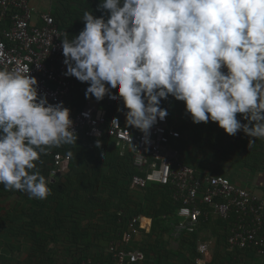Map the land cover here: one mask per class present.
I'll return each mask as SVG.
<instances>
[{"label":"clouds","instance_id":"1","mask_svg":"<svg viewBox=\"0 0 264 264\" xmlns=\"http://www.w3.org/2000/svg\"><path fill=\"white\" fill-rule=\"evenodd\" d=\"M96 11L61 40L63 75L88 84L86 99L119 98L145 141L169 96L194 124L243 132L248 146L264 139V0H99ZM28 72L0 69V185L43 200L51 189L36 162L77 136L70 110L38 95Z\"/></svg>","mask_w":264,"mask_h":264},{"label":"built area","instance_id":"2","mask_svg":"<svg viewBox=\"0 0 264 264\" xmlns=\"http://www.w3.org/2000/svg\"><path fill=\"white\" fill-rule=\"evenodd\" d=\"M69 35L59 27L52 13L38 11L30 0H0V69L29 71L28 75L37 80L38 95L44 94L52 104L62 101L70 110L76 136L105 137L112 140L120 154L130 153L132 166L140 172L130 178V188H144L151 183L170 185L173 199L180 202L176 222L172 224L175 238L189 237L202 225L214 221L228 252H250L264 257V196L237 185L227 175L198 170L185 163L176 145L181 137L180 130L174 127L178 112L168 113L163 121H157L145 141L140 130L126 125L127 109L119 98L105 96L100 102L94 97L79 100L88 84L63 75L66 67L62 63L61 40L71 39ZM114 117L118 125L112 120ZM50 150L49 176H60L68 170L72 157L62 150V145ZM150 226L148 216L128 218L117 237L109 242L103 260L87 258L79 264L144 262L146 252L133 243H138ZM216 241L214 234L195 240V264L208 263V252Z\"/></svg>","mask_w":264,"mask_h":264},{"label":"trees","instance_id":"3","mask_svg":"<svg viewBox=\"0 0 264 264\" xmlns=\"http://www.w3.org/2000/svg\"><path fill=\"white\" fill-rule=\"evenodd\" d=\"M112 91L116 92L115 89ZM83 98H85L84 95L78 97L79 100ZM169 99H171L170 96ZM161 105L167 109L169 115L172 112H178L179 118L174 122V127L182 133L176 143L181 152V146L188 140L189 134L193 138H199L193 133L197 130V124L192 123L190 115L185 111L184 103L175 100L174 105L170 106L166 100H162ZM183 135L186 136L183 137ZM234 139L232 151L244 152L247 156L245 159L249 161L254 155L253 151L258 149L259 159L264 160V152L260 148L262 139H256L254 144L248 146L249 139L254 138L240 131ZM97 141H99V147H97ZM82 143L85 144L84 149L81 147ZM69 145L72 146L62 145V150L69 152L72 159L68 170L60 176H49L50 149L41 156L42 162L36 163L40 173L49 181L48 187L51 189L50 195L43 199V204L46 207V202L53 201L48 214L54 217L55 228L65 236L68 235L65 242H68V250L72 252L71 264H79L87 258L103 260L104 251L109 242L117 237L116 234L123 229L125 221L134 216L145 215L151 218V229L146 236L172 233V224L176 222L175 212L180 202L173 199V188L170 185L151 183L144 188H138L144 191V197L142 200L136 199L130 191L135 190L130 188V178L140 172L132 166L130 153L126 157L119 156L117 150L105 141L86 136H77L75 144ZM57 148L60 146L55 147L56 150ZM214 154V157L220 159L219 162L223 165L222 155L230 157L233 155L227 154L223 149H216ZM247 165L250 167L249 164ZM223 167L221 166L222 170ZM213 172L216 171L213 170ZM1 188L2 195L24 193L17 190H5L3 185ZM45 207H40L41 213H44ZM35 210L37 211L35 214L38 213V210ZM18 220L19 217H16V224ZM84 222L88 225L85 226ZM94 224L98 225L94 226ZM21 225L20 222L19 226ZM37 235L39 237L35 243L45 239L46 236L44 233ZM133 245L138 246V243ZM34 247L32 256L36 258L37 253L42 252L39 251V247L35 245ZM140 248L145 251L142 246ZM196 257L195 253L194 264Z\"/></svg>","mask_w":264,"mask_h":264},{"label":"rangeland","instance_id":"4","mask_svg":"<svg viewBox=\"0 0 264 264\" xmlns=\"http://www.w3.org/2000/svg\"><path fill=\"white\" fill-rule=\"evenodd\" d=\"M30 2L38 11H46L49 9L50 3L56 5L57 3H60L61 0H30ZM74 6L78 7L79 5L74 4ZM57 8L59 9V7ZM77 9H80V6ZM166 101L169 105H174L175 102H173V100H170L169 98ZM239 117L240 114H237V119H239ZM196 128L197 130L193 131V133H195V135L199 138H193L192 135L189 134L188 140L184 141V145L181 146V153L184 157L185 163L189 165L193 164L192 166H194L195 168H199L200 170L210 171V168H213L218 173H222L221 166H224L223 171L228 175V172H226V170L224 169H230L229 171H231L234 168V157L229 160L227 164L224 163L223 165L222 163L218 162L220 159L214 157V153H216V149H223L227 152V154H235V156L238 155L239 153L232 151V149L234 148L233 141L235 140V136L227 135L223 129L219 128L215 122L211 121H209L208 123H199L196 125ZM67 145L68 147L72 146L69 144ZM82 145L83 146L81 147L82 149H84L85 144L82 143ZM218 153L221 154L222 152ZM188 162H190L191 164ZM259 179L262 181V184H264V176H261V178ZM250 189L264 196V189L256 187H251ZM1 191L2 190L0 189V200L4 201L0 202V207H3L4 209H8L10 204V200L6 199H14L15 201L17 200L19 204H21L22 201L27 202L25 206L29 205L31 209L35 206V204L36 206L39 205L37 203L38 199L31 198L27 193H24L20 196L9 195L10 198H7L8 196H3V191ZM130 191L133 193L136 199H143L144 191H142V189ZM52 202L53 201L46 202L47 208L45 209V212L42 215V217H45L47 222L41 224V226L38 227L40 228L45 226L47 228L42 231L44 234H46L45 239L46 244H48V246L44 245L46 251L44 253H37V257L35 258V256H32V253H28V243L25 240L24 242L27 243L25 244V249L27 250L24 252V254L10 253V251L8 250V242L6 240L7 235L4 234L3 231H0V264L72 263V252L68 250V242H65L67 241L66 239L68 235L65 236L64 233H61L60 231L55 232L54 220L52 219L51 215L48 214V211L52 206ZM19 206L23 207L22 205ZM2 212H4V210H2ZM84 224L85 226L88 225L87 222H84ZM97 225L98 224H94V226ZM149 232H143L138 241V244H140V246L145 249L146 253H148L147 259L140 264H194L195 240H197L198 238H208L211 233L210 229L208 228V225H205L204 227L200 228L197 233L195 232L187 238H175L172 233L161 236H146V233L148 234ZM13 241L15 240L10 238V242L13 243ZM31 250L32 248L29 249V251ZM32 251H35L34 247ZM237 254L239 257H241L240 264H264V258H250L247 256V253L243 252H238ZM216 260H218L219 264H237L234 262L232 256L226 259L219 257Z\"/></svg>","mask_w":264,"mask_h":264},{"label":"crops","instance_id":"5","mask_svg":"<svg viewBox=\"0 0 264 264\" xmlns=\"http://www.w3.org/2000/svg\"><path fill=\"white\" fill-rule=\"evenodd\" d=\"M98 3H99V0H69V1L61 0V2L57 3L56 5H53V3H50L49 9L46 11L52 13L54 17H56L55 19L59 27L66 29L70 33L69 35L70 38H73V35L76 32L84 28V22L82 21V19H83L85 11L87 10L92 11L93 15L96 17H99L101 15L99 11H96V7ZM74 4H78L80 6V9H77L79 6L76 7L74 6ZM57 7H59V9ZM170 100H173V102L175 101V99H170ZM180 102L184 103L182 101ZM238 120H240V117ZM246 122L247 121H245L244 123ZM98 139L105 141V143L111 145L115 149L117 148L114 146V143L112 142V140L108 138H105V139L98 138ZM262 141L263 142H261L260 148L264 152V140ZM116 150L119 156L126 157L128 154V152H125V154H120L119 149L117 148ZM236 152L239 154L236 156L234 154L232 155V157L228 155L227 156L222 155L223 163L225 164H227L229 160H231L234 157V168L231 171H229L230 169H224L226 170V172H228V175L223 170H221L222 172L221 174L227 175L237 185L244 186L247 188L256 187V188L264 189L263 188L264 184H262V181L259 179L261 178V176H264V160L259 159L260 157L259 150L256 149V151H253L254 155L249 161L245 159L247 156L244 152H241V151L240 152L236 151ZM181 159L185 162L182 153H181ZM247 164H249L250 167H248ZM197 169L199 170V168ZM213 170H214L213 168H210V172H213ZM1 187L0 189L2 190ZM134 189L136 190L138 188H134ZM9 195H16V194H8V195H3V196L5 197L8 196L7 198H10ZM17 196H20V195H17ZM6 200H10V204H9L8 209H4L3 207H0V231H3L4 234L7 235L6 240L8 242V250L10 251V253L24 254V252L27 249H28V253H32L34 245L39 247L40 248L39 251L41 250V252L44 253L46 251L45 250L46 248L44 247V245L48 246V244H46V240L41 239L40 241H38V243H35L36 239H38L39 237L37 234H42L43 233L42 231L47 229L45 226L38 228L39 226H41V224H44L45 222H47L45 217H42L43 213H41V208H40L42 206L45 207L43 204V200L38 199L37 203L39 205L36 206L35 204L36 207L34 206L32 209L30 208L29 205L25 206L27 202L22 201V203L19 204L18 201L17 200L15 201L14 199H6ZM1 201L3 202L4 200H0V202ZM14 203H17V204H14ZM19 205H22L23 207ZM35 209L38 210V213L36 214L35 212L37 211ZM2 210H4V212H2ZM16 217H19L18 224H16L17 223ZM51 217L55 223L54 217L53 216ZM21 218H23V220ZM20 222L22 223L21 226H19ZM205 225H208V228L211 231L209 236L214 234L217 237V241L215 242V245H213L210 251L208 252V255H207L208 263L207 264H219L218 260L216 259H218L219 257L226 259V258H230L231 256L234 259L235 263L240 264L241 257L238 256L237 254L238 252L230 253L227 251V247H226L223 237L221 236L218 223L212 221V222H209L208 224L202 225L200 228L204 227ZM54 230L55 232L59 231V229H56V228H54ZM10 238L14 239L15 241L11 243ZM25 240L28 243V247H29V248L27 247V249H25V244H27L24 242ZM31 248L32 250L29 251V249ZM243 253H247V256L250 258L258 257L254 253H250V252H243ZM259 258H264V257H259Z\"/></svg>","mask_w":264,"mask_h":264}]
</instances>
